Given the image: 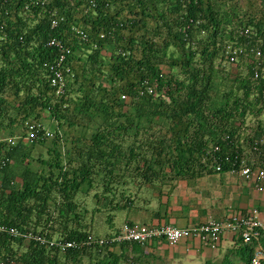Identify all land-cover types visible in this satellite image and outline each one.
I'll return each mask as SVG.
<instances>
[{"label": "trees", "instance_id": "1", "mask_svg": "<svg viewBox=\"0 0 264 264\" xmlns=\"http://www.w3.org/2000/svg\"><path fill=\"white\" fill-rule=\"evenodd\" d=\"M263 42L264 0H0V226L98 242L120 230L95 233L96 214L112 221L136 186L264 169ZM30 124L53 136L25 142ZM239 240L249 263L256 244ZM140 247L0 232V264H129Z\"/></svg>", "mask_w": 264, "mask_h": 264}, {"label": "crops", "instance_id": "2", "mask_svg": "<svg viewBox=\"0 0 264 264\" xmlns=\"http://www.w3.org/2000/svg\"><path fill=\"white\" fill-rule=\"evenodd\" d=\"M131 200L132 203L123 199L112 221L103 220L100 232L104 236L118 232L126 223L185 229L244 216L253 208L259 209L264 223V189L257 191L254 184L234 172L214 171L166 185L136 186L131 189ZM115 221L120 225L116 226ZM239 243L233 233L224 234L217 249L196 239L182 240L176 246L158 240L140 247V254L130 253L129 264H225L230 259L237 260L234 251ZM133 258L139 261L134 263Z\"/></svg>", "mask_w": 264, "mask_h": 264}, {"label": "built area", "instance_id": "3", "mask_svg": "<svg viewBox=\"0 0 264 264\" xmlns=\"http://www.w3.org/2000/svg\"><path fill=\"white\" fill-rule=\"evenodd\" d=\"M57 21H53V27H56ZM78 34L83 35L81 31H77ZM85 36V35H84ZM264 44V42H263ZM51 46L57 47L63 53L60 58V63L66 58L65 47L62 42L52 40ZM68 52V50H67ZM238 53L242 54L243 49H234L232 46L228 47L227 54H230V62L235 63L238 58ZM256 59L259 60L260 64L264 63L263 52L258 48L256 52ZM262 62V63H261ZM60 66V65H59ZM58 66V67H59ZM257 69V68H256ZM64 71L57 68H52V78L51 83L54 87H57V94L63 95L66 89V78ZM69 72V70H67ZM255 79L264 80V70L260 72L255 71ZM152 93L151 90H149ZM126 97L123 96V99ZM28 135L25 138V142L33 143L38 137V134L42 132L48 137H52L53 134L47 128L40 131V124H30L28 125ZM11 144L16 143V139L9 138L7 140ZM243 167L238 173L243 177L248 183L254 184L257 191H262L264 189V169L257 166L252 167L245 163H242ZM219 171L220 168H217ZM235 172V171H233ZM1 233H8L9 235L17 238L24 237L30 241H35L44 247L48 248H58L62 251L68 250H81L85 247H90L94 243L104 244H115V243H135L144 247L151 242L163 240L167 242L170 246L178 245L182 240L186 239H196L203 245L210 247L212 249H217L220 245L223 235L226 233H233L239 237L245 244H256V249L254 255L249 263L241 264H263L264 263V248L261 244V236L264 233V223L260 218V211L257 208H253L252 211L244 216H232L231 218L224 221H211L203 225L194 226L192 228H177L169 225H147V224H129L126 223L122 226L120 231L115 234L112 238L101 239L98 242L94 240L92 236H89L84 241H59L50 240L41 235L29 233H22L14 228H7L6 226H0Z\"/></svg>", "mask_w": 264, "mask_h": 264}, {"label": "rangeland", "instance_id": "4", "mask_svg": "<svg viewBox=\"0 0 264 264\" xmlns=\"http://www.w3.org/2000/svg\"><path fill=\"white\" fill-rule=\"evenodd\" d=\"M226 67H227V64H226ZM227 69H231V68H227ZM96 219L94 220V232L95 233H97V234H99V233H101L100 232V226L102 225V223H103V214H96ZM120 223V222H119ZM119 223H117V221H115V225L116 226H119L120 224ZM139 223V222H138ZM139 224H141V223H139ZM101 236L102 235H104L103 233H101L100 234ZM236 264H240L239 262H238V260H236Z\"/></svg>", "mask_w": 264, "mask_h": 264}]
</instances>
